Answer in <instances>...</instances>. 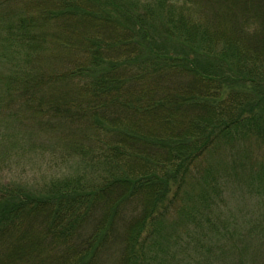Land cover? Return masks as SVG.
<instances>
[{
    "label": "trees",
    "instance_id": "trees-1",
    "mask_svg": "<svg viewBox=\"0 0 264 264\" xmlns=\"http://www.w3.org/2000/svg\"><path fill=\"white\" fill-rule=\"evenodd\" d=\"M10 117L89 169L0 188V264H264V0H0Z\"/></svg>",
    "mask_w": 264,
    "mask_h": 264
},
{
    "label": "rangeland",
    "instance_id": "rangeland-1",
    "mask_svg": "<svg viewBox=\"0 0 264 264\" xmlns=\"http://www.w3.org/2000/svg\"><path fill=\"white\" fill-rule=\"evenodd\" d=\"M7 119L9 130L13 135L19 136L12 138L19 146L10 143V137L3 139L4 142L0 138V188L21 186L38 191L53 180L64 177L76 178L79 172L89 169L75 157H61V148L54 147L51 139L33 142L32 140H35L39 133L33 134L30 131L24 133L27 130L24 125L17 124L11 117ZM242 195L244 211L252 210L253 201L246 198L245 191ZM232 202L236 203V200Z\"/></svg>",
    "mask_w": 264,
    "mask_h": 264
}]
</instances>
